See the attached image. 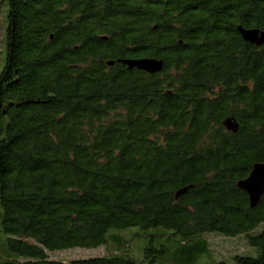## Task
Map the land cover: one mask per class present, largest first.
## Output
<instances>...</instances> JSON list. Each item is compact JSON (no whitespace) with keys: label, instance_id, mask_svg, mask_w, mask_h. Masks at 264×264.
Returning <instances> with one entry per match:
<instances>
[{"label":"trees","instance_id":"obj_1","mask_svg":"<svg viewBox=\"0 0 264 264\" xmlns=\"http://www.w3.org/2000/svg\"><path fill=\"white\" fill-rule=\"evenodd\" d=\"M238 25L264 31V0H8L0 264H161L165 248L131 244L169 235L197 258L207 233L256 250L212 264H264V191L251 207L237 185L264 164V44ZM140 57L161 71L116 61Z\"/></svg>","mask_w":264,"mask_h":264},{"label":"rangeland","instance_id":"obj_2","mask_svg":"<svg viewBox=\"0 0 264 264\" xmlns=\"http://www.w3.org/2000/svg\"><path fill=\"white\" fill-rule=\"evenodd\" d=\"M8 13V0H0V70L5 61V27L6 17ZM2 209L0 207V219ZM264 228V226L262 227ZM136 231H140L137 227H129L117 231V235L121 238H128ZM204 238L208 242L209 254L201 255L194 258L193 254L176 250L178 239L169 235H165L163 239H153L150 241L148 237H142L135 240L130 247L131 253L138 259L144 254V249L153 246L155 248H165L164 255L158 259L161 264H212V260L226 258L229 263L233 260L230 256L236 253H252L256 255V250L248 245V239L244 236L226 237L218 233H207ZM132 248V250H131ZM116 247L112 240H108L105 244L95 248H68L55 251H47L50 258L59 261H71L74 259H84L93 256H101L116 251ZM6 252L5 235L0 225V253ZM4 256V255H3ZM199 257V258H198ZM230 258V259H229Z\"/></svg>","mask_w":264,"mask_h":264},{"label":"water","instance_id":"obj_3","mask_svg":"<svg viewBox=\"0 0 264 264\" xmlns=\"http://www.w3.org/2000/svg\"><path fill=\"white\" fill-rule=\"evenodd\" d=\"M237 30L243 40L258 46L264 44V31L257 28H244L241 25L237 26ZM116 61L124 64L128 69L136 68L151 74L161 71L163 67L162 60L152 57L121 58ZM113 64V61H107V65ZM223 125L229 131L235 132L238 129V124L232 118H226ZM237 185L248 194L250 206L255 207L264 191V164L254 163L248 176L240 180Z\"/></svg>","mask_w":264,"mask_h":264}]
</instances>
